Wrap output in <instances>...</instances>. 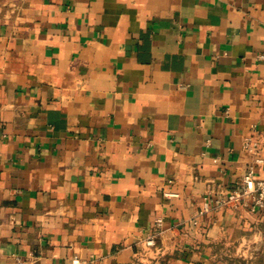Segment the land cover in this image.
<instances>
[{
  "label": "crops",
  "instance_id": "crops-1",
  "mask_svg": "<svg viewBox=\"0 0 264 264\" xmlns=\"http://www.w3.org/2000/svg\"><path fill=\"white\" fill-rule=\"evenodd\" d=\"M261 55L264 0H0V264H264L205 211L264 177Z\"/></svg>",
  "mask_w": 264,
  "mask_h": 264
},
{
  "label": "built area",
  "instance_id": "built-area-1",
  "mask_svg": "<svg viewBox=\"0 0 264 264\" xmlns=\"http://www.w3.org/2000/svg\"><path fill=\"white\" fill-rule=\"evenodd\" d=\"M264 58V55H261ZM251 145L250 139H246L245 146ZM254 145V144H253ZM262 159H257V163H261ZM170 195V194H168ZM251 202L254 206L264 208V177L255 175L254 167H250L247 174L236 188L226 192L211 193L206 204L205 211L221 210L227 208H238ZM196 223V221H194ZM157 231L149 234L144 241L142 257H150L159 254L157 249V237L164 232L163 219L158 217L155 221ZM15 264H25L20 258L16 259ZM72 264H81L79 258H75Z\"/></svg>",
  "mask_w": 264,
  "mask_h": 264
}]
</instances>
